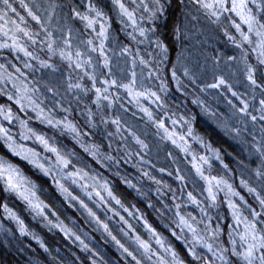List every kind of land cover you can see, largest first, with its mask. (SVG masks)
Returning a JSON list of instances; mask_svg holds the SVG:
<instances>
[{
  "label": "rangeland",
  "instance_id": "obj_1",
  "mask_svg": "<svg viewBox=\"0 0 264 264\" xmlns=\"http://www.w3.org/2000/svg\"><path fill=\"white\" fill-rule=\"evenodd\" d=\"M15 2L10 3L16 12L9 10L6 19L0 20V45H4L0 47V92L8 100L0 102V139L13 145L14 154L35 161L67 205L84 218V228L78 230L74 220L52 214L40 203L37 185L2 159L0 180L9 186L11 175L12 183L19 185L11 188L43 224L67 233L82 248L91 249L96 233L102 239L115 237L133 264L183 261L170 238L135 204L122 200L106 175L92 176L73 166L51 136L31 125L30 118H34L89 152L145 203L197 262L247 264L232 249L243 253L247 248L248 242L241 239L246 221H254L258 231L264 232V106L260 104L264 82L258 80L255 70L256 63L264 67V56L259 49L261 37L255 30L249 32L248 25L231 10L232 0H225L223 8L218 0H202L212 8L202 7L196 0H181L180 48L170 83L163 66L164 46L155 34L156 0H121L133 12L135 24L114 0ZM246 4V14L264 23V0H246ZM3 7L0 0V9ZM97 11L102 15L97 16ZM83 16L93 24L88 26ZM102 26L104 36L100 35ZM141 28L145 35L140 34ZM249 68L254 70L255 85L248 79ZM221 77L226 83L211 87ZM126 84H133V93L144 95L129 94L121 86ZM171 86L190 101L191 108L173 97ZM245 103L247 111L241 112ZM195 114L201 119L202 132L195 124ZM77 119H84L99 135L82 130ZM207 132L219 133L228 144L218 139L214 143ZM100 136L107 139L108 150L101 145ZM231 165L260 210L233 185ZM158 171L171 176L178 188L161 179ZM253 211L259 215L254 216ZM0 236L31 256L33 264H52L31 255L39 246L53 260L36 229L8 206L0 213ZM260 252L258 247L254 264H260Z\"/></svg>",
  "mask_w": 264,
  "mask_h": 264
},
{
  "label": "trees",
  "instance_id": "obj_2",
  "mask_svg": "<svg viewBox=\"0 0 264 264\" xmlns=\"http://www.w3.org/2000/svg\"><path fill=\"white\" fill-rule=\"evenodd\" d=\"M9 1L13 4H16L15 0ZM160 3L164 5V9L163 11H159L158 15L156 16L155 34L164 46L163 66L166 78L170 83V80L172 78V68L177 59V56L179 55L180 46L177 33L180 25L182 2L181 0H160ZM118 32L121 38L128 42L127 37L122 32H120V30H118ZM255 70L258 80L264 82V67L256 63ZM171 87L174 94L173 97L175 99L181 98L186 102L188 108H191L190 101L182 98L181 93H179V91H177L173 86ZM227 95L232 97L229 93H227ZM171 99L170 101H172ZM0 102L8 103V100L1 94V92ZM172 103L175 104L174 101H172ZM194 117L195 124L202 132L203 130L200 128L201 119L199 115L195 114ZM30 121L31 125L37 128L39 131L48 134L56 141L64 157L69 160V162L73 166H78L77 168L89 173L92 176L106 175L115 192H117L122 200L135 204L142 212H144L146 218L156 229L170 238L172 244L180 254L183 261H185L187 264H201L190 255L185 246L177 238L171 235L165 225L157 219V217L149 210L145 203L118 178L111 174L110 171L100 166V164L97 163L96 159L91 156L89 152L81 148L69 136L60 134L53 128L47 127L34 118H30ZM76 121L78 126H80L82 130H84V128L90 129V131H92L95 136L99 135V133L92 129L90 124L87 123L84 119H77ZM207 135L214 143H217L218 139L219 141H222L223 144H228V142L223 139V137H221L217 132H212L210 134L207 132ZM100 138V142L104 150H108L109 146L107 145V139L103 136H100ZM225 158L228 161V157ZM0 159L17 166L26 177H28L37 185V196L40 203L47 206L52 214L53 212H56L58 215L63 216L70 222H73L74 220V223H77L76 226L78 230H80V228H84V218L81 215H78L72 207H69L67 205L64 196L55 187L50 178H48L32 162L22 156L14 154L1 139ZM230 167L232 168L233 173V185L247 198L248 201L253 203L258 208V210H260L254 196H252L241 186L237 176L235 175L234 168L232 167V165ZM156 174L161 179L170 181L175 189L178 188V183L174 179H172L171 176L159 171L156 172ZM6 206L15 210L30 227L36 229V233L41 235L43 241L48 247V253L53 258V260L48 259L41 247L35 246V252H32L31 255L38 256L42 261L46 260L52 264H133L131 260L129 261L127 259L128 256L123 251V249L118 246L117 242L109 237H107L106 239H102L100 236L94 233L97 238L92 243L91 249H87L82 248L78 243L72 240L70 236L66 235L61 230H58L57 228H48L40 220L41 218L35 215L29 203H26L24 199H22L17 194L15 189H12L2 180H0V213ZM53 217L56 218L55 216ZM109 226L115 229V232H117L116 234L118 236H123L122 231L114 227L111 222H109ZM33 263L34 261L32 260L31 256L21 253L17 249V247L8 243L4 239V237L0 236V264ZM134 264L138 263L135 262Z\"/></svg>",
  "mask_w": 264,
  "mask_h": 264
},
{
  "label": "snow or ice",
  "instance_id": "obj_3",
  "mask_svg": "<svg viewBox=\"0 0 264 264\" xmlns=\"http://www.w3.org/2000/svg\"><path fill=\"white\" fill-rule=\"evenodd\" d=\"M156 2L158 5L157 12L163 11L164 5L162 3H160V0H156ZM2 3L4 5V7L2 9H0V20H5L7 17L8 11L10 10L12 13H15L16 9L12 6V4L9 2V0H2ZM114 3L119 6L120 12L123 13L124 15H126L128 17V19L132 21L133 24L136 23L133 12L130 11L128 8H126L125 5L121 2V0H114ZM196 3L201 4V6L205 7V8H212L213 7L212 4L202 3V0H196ZM218 3H219L220 8H223L225 0H218ZM231 10L236 11L237 14L244 21V23L248 25L249 32L255 30L256 35L258 37H261L260 42H259V49H260L261 55L264 56V31H261V29H264V23H261L260 21H258L255 16L250 15V14H246V12L248 11L246 0H239V3H237V0H232ZM96 14H97V16L102 15V13H100L99 11H97ZM29 15H32L34 19L39 20V17L35 16V14L31 12V10H29ZM76 15L80 16V13L77 12ZM153 15H155V13ZM81 18L88 21V26H91L93 24V21L88 16H83ZM257 25H258V27H254ZM236 27L238 30L240 29L239 25H236ZM2 30H3V28L0 27V31H2ZM139 31H140L141 35H145V29L141 28V29H139ZM5 34H7V33H5ZM25 35H27V33H25ZM100 35L101 36L105 35V30H104L103 26L101 27ZM241 35L244 37L245 40H249L248 35L244 34L243 32L241 33ZM249 42H251V41L249 40ZM89 43H91V41H89ZM2 46H4V45H0V47H2ZM49 47L51 48V45H49ZM102 49H103V41L101 43V50ZM165 51H166V48H165ZM25 54L31 55V53H28V52H26ZM64 55H65V53L61 52V56H64ZM69 58H70V56H69ZM107 63H108V61H107V59H105V64H107ZM76 66L81 67V64L77 63ZM253 71L254 70L252 68L248 69V79L252 82L253 85H255L257 83V81L253 76ZM133 75H135V74H133ZM173 77H175V71H173ZM105 83H108V81H105ZM111 83L115 84L116 81L113 80V81H111ZM225 83H226V81L224 80L223 77H221L219 79L218 83L211 85V87H220L221 85H223ZM121 86L127 88L129 90V94H132L134 96L144 95V93H139V92L133 93V90H132L133 84H126V85H121ZM77 87H79V85H77ZM96 91H97V94H99L100 89H97ZM233 94L235 95V93H233ZM152 95H155V93H152ZM157 99H159V97H157ZM17 102H19V101H17ZM260 104L262 106H264V99H262L260 101ZM247 107H248V105H247V103H245V106L243 108H241L240 111L246 112ZM145 111H147V110H145ZM261 111H264V107H262ZM261 118L264 119V116H262ZM252 119L255 120L256 117L253 116ZM48 122L51 123L50 120ZM161 126H163L162 122H161ZM9 139H11V138H9ZM37 139H39L42 143L45 144V146H47V141L43 137L38 136ZM7 146L10 149H12L13 151H15V148H13L12 144L9 143ZM51 150L54 152L57 151L55 148H52ZM29 151H32V150H29ZM16 154L19 155L20 153L17 152ZM57 155H59V154L57 153ZM25 159H27V157H25ZM33 163H35V161H33ZM39 166L41 168H43L42 164ZM3 167H4L3 164H0V169H3ZM8 169H9V171L12 170L11 165L8 166ZM2 174H3V172L0 171V175H2ZM8 184H9V187H12V188H18L19 187V185H15L12 183V176L11 175L8 176ZM214 198L215 197H213V199ZM25 199H27V197H25ZM241 199H243V197H241ZM81 203H83V202H81ZM261 206L264 207V200H261ZM37 207H39V206L37 205ZM230 207H235V206L230 205ZM89 211H91V210L89 209ZM234 215H235V212H234ZM253 215L258 216L259 213H256L255 211H253ZM104 227L107 228V225H105ZM65 234L67 235V233H65ZM76 239H80V238L76 237ZM113 239H115V237H113ZM241 239L248 242V246H247V248H245V251L243 253H238V252H236L235 248H233L232 252L235 255L242 256L247 261V264H254L253 257L255 255L257 248L259 247L261 249L259 261H260V264H264V232L258 231L257 225L254 221L253 222H247V221L245 222V233L242 235ZM121 247H123V246L121 245ZM145 247H147L146 243H145ZM208 247H209V249H211V245H208ZM125 251H127V249H125ZM175 255L176 254L173 253L174 258H175ZM176 264H183V261L176 260Z\"/></svg>",
  "mask_w": 264,
  "mask_h": 264
}]
</instances>
